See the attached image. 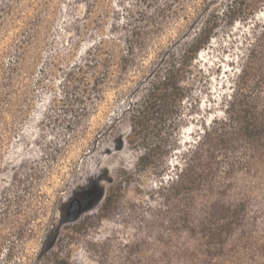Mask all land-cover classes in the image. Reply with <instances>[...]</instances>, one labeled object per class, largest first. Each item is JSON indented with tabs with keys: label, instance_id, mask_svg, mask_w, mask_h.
Wrapping results in <instances>:
<instances>
[{
	"label": "rangeland",
	"instance_id": "1",
	"mask_svg": "<svg viewBox=\"0 0 264 264\" xmlns=\"http://www.w3.org/2000/svg\"><path fill=\"white\" fill-rule=\"evenodd\" d=\"M209 1L171 0L170 9H179L178 16L165 17L168 13L159 9L164 0H61L42 63L48 51L64 57L71 45L83 51L102 35H114L124 47L130 30L140 38L148 21L165 17L150 37L152 58L159 48L185 40L184 16ZM225 2L213 0L209 7L220 12ZM259 22H264V2L246 21L220 22L192 62L182 121L149 112L150 120L141 119L144 128L137 134L130 133L129 107L136 103L134 108L148 112L145 106H137L144 93L137 72H130L120 84L105 86L94 98L83 99L65 84V67L80 58L79 53L68 61L59 60L58 70L45 80L48 85L38 92L28 118L0 150V264H186L174 253L184 239L175 229L173 216L162 213L159 186L174 176L181 154L201 134L203 120L222 116L225 95ZM12 33L0 34V49ZM12 126L5 115L0 143L2 129ZM142 138L165 143L167 152L144 166L139 160ZM22 176L29 179L28 193L3 215L2 202ZM110 188L115 201L105 206L103 192ZM90 193L87 207L68 221L71 200L83 201ZM257 198L256 204L264 208V195ZM223 264L259 262L252 252H241L234 262Z\"/></svg>",
	"mask_w": 264,
	"mask_h": 264
},
{
	"label": "trees",
	"instance_id": "2",
	"mask_svg": "<svg viewBox=\"0 0 264 264\" xmlns=\"http://www.w3.org/2000/svg\"><path fill=\"white\" fill-rule=\"evenodd\" d=\"M170 1L164 0L159 9L168 13L165 17L178 16L179 9L171 10ZM212 1L184 16L185 40L159 48L152 58L150 37L165 17L148 21L140 38L130 30L124 47L114 35H102L83 51L71 45L64 57L48 51L47 61L42 63L51 45L50 31L61 0H0V34L13 31L0 49V123L5 115L13 122L11 128L2 129L0 150L28 118L38 92L48 85L45 80L58 70V61H68L78 53L80 58L65 67V84L72 85L73 95L94 98L105 86L120 84L130 72H137L140 88H144L137 106H145L148 112L134 108L136 103L129 107L130 133L143 130L141 119L150 120L149 112L170 114L180 123L183 100L190 96L187 79L197 52L209 42L220 22L233 25L246 21L264 2L226 0L219 12L210 9ZM36 72L39 75L34 80ZM194 108L192 105L191 110ZM202 125L198 139L181 154L174 176L159 186L162 213L173 216L175 229L184 239L174 253L186 264H223L234 262L241 252H252L259 264H264V208L256 204L258 195H264V22L254 28L253 41L234 74L230 93L225 95L222 116L203 120ZM153 144L145 138L139 144V160L144 166L167 152L165 143ZM28 183L25 176L18 178L16 187L10 183L13 191L2 202L3 215L12 204L20 205L28 193ZM92 195L86 194L83 209ZM103 196L105 206L114 203L112 188Z\"/></svg>",
	"mask_w": 264,
	"mask_h": 264
},
{
	"label": "water",
	"instance_id": "3",
	"mask_svg": "<svg viewBox=\"0 0 264 264\" xmlns=\"http://www.w3.org/2000/svg\"><path fill=\"white\" fill-rule=\"evenodd\" d=\"M82 209H83V204L81 199L73 198L68 205L66 211V219L68 221L75 220L78 217V215L81 213Z\"/></svg>",
	"mask_w": 264,
	"mask_h": 264
}]
</instances>
